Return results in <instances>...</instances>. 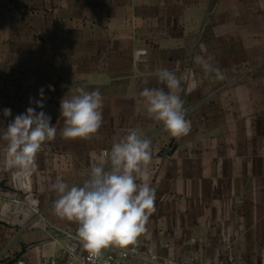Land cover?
I'll list each match as a JSON object with an SVG mask.
<instances>
[{
    "label": "crops",
    "instance_id": "0c3cea01",
    "mask_svg": "<svg viewBox=\"0 0 264 264\" xmlns=\"http://www.w3.org/2000/svg\"><path fill=\"white\" fill-rule=\"evenodd\" d=\"M159 68L180 77L192 70L195 86L182 80L180 93L191 127L179 139L140 96L164 87ZM71 87L103 96L102 126L90 140L61 135L60 101ZM41 88L43 109L30 104ZM29 107L57 128L28 172L54 227H78L54 213L56 178L82 184L97 154L135 130L151 141L155 191L137 242L181 262L264 264V0H0V128L9 122L4 109L14 119ZM5 147L0 140V264H65L68 239L13 215L4 191L17 168L6 165Z\"/></svg>",
    "mask_w": 264,
    "mask_h": 264
},
{
    "label": "clouds",
    "instance_id": "9594fccd",
    "mask_svg": "<svg viewBox=\"0 0 264 264\" xmlns=\"http://www.w3.org/2000/svg\"><path fill=\"white\" fill-rule=\"evenodd\" d=\"M201 62L200 58H196ZM207 73L211 65L202 62ZM191 69L183 77L167 68L156 70L157 81L164 87H144L140 96L145 98L148 115L161 122L164 129L179 139L190 131V122L185 118L184 104L180 93L182 80H190ZM145 85L148 80L143 81ZM54 91V86H48ZM165 88L167 91H165ZM43 88L40 100L30 98V104L44 108ZM60 101L63 118L61 135L65 139L90 140L98 133L103 122V96L99 89L86 91L73 89ZM4 116H11V109L3 110ZM57 136L56 126L45 112H36L29 107L25 113L15 116L6 128H0V140L6 142V165L26 173L37 167V154L46 141ZM152 161L151 141L142 138L135 130L118 142L113 143L106 159L91 166L90 174L80 185H69L60 177L51 184L57 198L53 210L57 217L74 222L77 237L82 247L92 257L103 249L127 248L137 243L138 237L146 231V223L155 212V191L149 184L147 165Z\"/></svg>",
    "mask_w": 264,
    "mask_h": 264
},
{
    "label": "built area",
    "instance_id": "2783aa9c",
    "mask_svg": "<svg viewBox=\"0 0 264 264\" xmlns=\"http://www.w3.org/2000/svg\"><path fill=\"white\" fill-rule=\"evenodd\" d=\"M143 54L144 52L141 51L138 56L140 57ZM192 77L191 72L190 80ZM108 153V151H101L97 154L96 161L106 159ZM4 197L13 206V215L25 223H32V228L54 231L55 240H58L59 237L69 240V245L62 249L61 254L65 264H196L194 261L181 262L172 255L161 257L153 247L149 246L144 249L139 242L129 245L125 249L109 247L103 249L99 256L92 257L79 242L77 229L74 231L58 229L46 220L41 210L39 196L33 189L30 175L22 170L17 169L12 174L9 190L4 191ZM225 241L227 247L231 249L229 239ZM17 264L26 263L19 261ZM49 264L57 263L51 260Z\"/></svg>",
    "mask_w": 264,
    "mask_h": 264
},
{
    "label": "rangeland",
    "instance_id": "374dc122",
    "mask_svg": "<svg viewBox=\"0 0 264 264\" xmlns=\"http://www.w3.org/2000/svg\"><path fill=\"white\" fill-rule=\"evenodd\" d=\"M7 120L10 122V121H12L13 119H12V117H7ZM9 122H7V124H8Z\"/></svg>",
    "mask_w": 264,
    "mask_h": 264
}]
</instances>
